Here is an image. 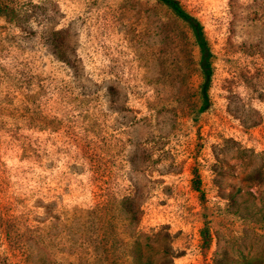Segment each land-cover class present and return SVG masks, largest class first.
<instances>
[{"label":"rangeland","instance_id":"obj_1","mask_svg":"<svg viewBox=\"0 0 264 264\" xmlns=\"http://www.w3.org/2000/svg\"><path fill=\"white\" fill-rule=\"evenodd\" d=\"M0 0V264H264V0Z\"/></svg>","mask_w":264,"mask_h":264},{"label":"trees","instance_id":"obj_2","mask_svg":"<svg viewBox=\"0 0 264 264\" xmlns=\"http://www.w3.org/2000/svg\"><path fill=\"white\" fill-rule=\"evenodd\" d=\"M160 4L164 5L171 13L178 18L183 24H185L191 31L194 39V43L199 48L200 59H199V69L203 78V83L201 85V99L202 107L201 112H203L209 105L208 90L210 87L211 77H212V67H211V53L207 44V40L203 33L202 26L197 22L195 18L186 13L176 0H157ZM232 264H252L248 261L233 262Z\"/></svg>","mask_w":264,"mask_h":264}]
</instances>
